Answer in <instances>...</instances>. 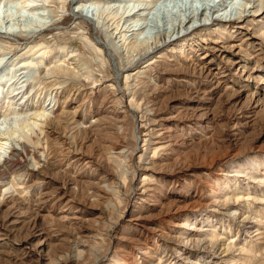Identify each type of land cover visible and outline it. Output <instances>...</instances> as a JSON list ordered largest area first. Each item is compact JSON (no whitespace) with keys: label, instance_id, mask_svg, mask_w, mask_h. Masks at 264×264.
<instances>
[{"label":"rangeland","instance_id":"rangeland-1","mask_svg":"<svg viewBox=\"0 0 264 264\" xmlns=\"http://www.w3.org/2000/svg\"><path fill=\"white\" fill-rule=\"evenodd\" d=\"M209 1L177 0L167 9L158 4L147 11L145 34L171 27L207 2L236 18L233 3L242 2ZM133 3L124 0L123 8ZM106 4L71 0L65 12L44 6L48 25L40 31L0 32L3 53L43 37L51 48L94 51L98 72L121 79L116 93L101 80L60 90L46 128L51 171L45 174L46 158L38 155L39 167L17 162L1 175L0 264H264V8L255 3V15L234 29L199 28L195 41L177 38L118 72L113 54L102 55L78 37L89 28L96 38ZM20 6L2 4L1 15H12L9 28L41 22L40 12L23 8L20 15ZM4 56L0 118L15 113L8 107L24 115L28 91L7 102L22 89L10 86L14 75L2 72L20 70V60ZM33 63L25 74L44 87L36 80L40 62ZM137 70L125 87L126 74ZM126 92L125 102L115 100ZM35 222L44 230L33 229Z\"/></svg>","mask_w":264,"mask_h":264},{"label":"bare ground","instance_id":"bare-ground-1","mask_svg":"<svg viewBox=\"0 0 264 264\" xmlns=\"http://www.w3.org/2000/svg\"><path fill=\"white\" fill-rule=\"evenodd\" d=\"M78 1L81 2L83 0ZM96 1L100 3H111L106 4L109 5L108 8L101 11L98 16L97 24L103 28V31L100 30L98 26L96 32L97 36L95 38V35H93L88 28L84 34H79L78 37H82L81 39H85L87 42L94 45V48L96 49L95 51L102 55H104V53H109L112 56L113 54L118 61L119 68L121 66L123 71L126 70V67L131 68L137 62L149 57L154 52L161 50L164 47H168L169 44H173L174 41H177V38L180 39L186 36L181 41H190L191 39H194V37L196 38L198 36L197 30L199 28L206 27L210 30L213 25H225L234 29L241 19L246 18L248 14L252 13L255 15L257 10L252 9L251 11V8L255 6V3H258V9L264 8V0H241L242 2L240 4L233 3V8L235 9L237 17H233L232 13L229 16L224 17L220 13L221 11L226 10L227 7L221 9L222 6H211L212 2L205 0L211 2V4L207 2V4H205L204 7L202 6L203 8L201 9H199L200 7L193 9L194 7H192L196 12L193 11L194 13L191 12V14L189 13L190 15H187L185 12L181 16L182 18L175 19L171 27L158 29L154 34L150 35L145 34V30L149 26L147 19L149 12L147 13V11L154 9L158 4H161V6L166 9L170 6H177V0H151L148 6H144V4L140 2L141 0H135L133 7L130 8V6H126L127 9L123 8V6H125L124 0ZM7 2H19V5H21L19 8L20 15H22L21 11L23 8L30 12H40L39 15H42L41 22L38 24L31 23L27 27H24L23 25L22 28L18 30L7 26L8 22H6V18L12 17V15L11 13H6V11L5 18L3 17L4 15H1L0 9V32L8 33L9 35L14 33L18 34V32H27L29 29L31 30L29 33H35L47 26L48 24L45 21L46 16L43 15L47 7L53 9V12H56V10L63 12L71 10V0H0V8L3 3ZM112 2H114L115 5H112ZM130 3L132 2H128L129 5ZM41 4L42 6H39ZM158 6L160 7V5ZM197 20L199 22L198 24L196 22ZM188 24L190 25L187 26ZM183 29H185L184 33H182ZM175 33L176 37H174ZM39 40L40 41L34 45H28L24 47V49H20V51L18 47L17 49L12 48V51L10 52L13 55H17V60H20V63L18 62L20 70L16 71V68H8V72L6 69L2 71L3 73H6L4 74L5 77L10 73L14 75L13 81L11 80L13 83L10 86H17V91L20 90V88L22 89L18 94L15 95L14 93L12 97L10 96L11 99L10 101L7 100V102L12 101V103H14L17 96L19 97L22 94H25V91H28L26 97L29 98L26 101V104L20 109L23 110L24 115L18 113L16 110L18 107H8L9 109L13 108L15 113H10L3 116V118H0V182L1 175L4 172H7L8 169L12 168L17 162L30 163V166H28L31 167V161H33L35 166L39 167V163L35 162L36 160H39L38 155H40L41 158H46L45 160H42L45 161L44 166L47 171L45 174H47L48 171H51L52 165L55 164V162L52 163L48 159V135L46 133V128L55 113L60 90L64 91L66 86L71 84L80 86L78 88L89 87L100 80L103 81V83H109L108 87L111 88L114 93L117 92L118 87L119 89L121 88L120 78L112 76L108 71H105V74L103 75L98 72L100 64L98 62L96 64L92 63L93 59L92 57L90 58L91 54H94L95 56L94 51L85 53L82 48L70 47L67 45L51 48V45H48L43 37ZM3 52V49L0 48V60L4 59L5 54H11L10 52ZM36 59L40 62V65L36 70L38 72L36 80L43 84L42 86L44 87H36V85L30 81L29 76L25 74L28 68L35 67L33 61ZM154 62L155 61H152L150 63L154 64ZM121 68L118 72L122 71ZM137 73H139V70L133 74H126L125 82L127 85L125 84V87L129 84L127 81L131 80V78ZM138 79L139 76L134 79L136 83L138 82ZM5 81L6 80L1 81L0 87H2V82ZM45 87L50 88L46 90ZM1 93L3 92L0 91V94ZM120 95L117 94L115 100L119 99L125 102L129 93L126 92L125 94ZM23 96H21V98H23ZM123 107H125V104H123ZM125 109H128L129 111L131 110L128 106H126ZM12 115L14 116L10 117ZM152 123L155 124L156 122ZM141 128L145 127L143 126L140 127V129ZM153 130L154 129H152V131ZM123 152L124 151L121 153ZM81 160H83V158ZM73 161L77 162L80 160L75 159ZM123 162L125 163V161ZM34 170L39 171L40 168ZM15 178L18 179L20 177L16 176ZM54 188L58 189V187ZM11 189H13V186L9 188V190ZM43 195H45V193H43ZM63 198L64 196L59 198L57 202ZM13 200L14 198L11 196L10 202H13ZM1 204H5V201L1 200L0 205ZM17 206L18 203H14L11 206V209L16 208ZM37 228L42 231L44 230L42 225L35 222L33 229ZM6 229L8 232H11L14 227L8 225ZM70 262L71 261L68 260L65 264H70ZM38 264H45V261L40 260L38 261Z\"/></svg>","mask_w":264,"mask_h":264}]
</instances>
